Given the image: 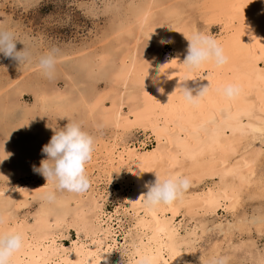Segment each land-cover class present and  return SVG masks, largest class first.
Segmentation results:
<instances>
[{
  "label": "rangeland",
  "instance_id": "1",
  "mask_svg": "<svg viewBox=\"0 0 264 264\" xmlns=\"http://www.w3.org/2000/svg\"><path fill=\"white\" fill-rule=\"evenodd\" d=\"M222 1L0 0V30L11 31L30 53L28 61L20 66L0 54V217L7 225L18 220L25 221L31 229L42 226L58 233L57 241L69 245L70 239L76 238L78 216L85 215L90 228L97 224L100 211L111 214L106 222H111L115 233L116 258L112 264H122L128 255L130 235L135 231L134 216L129 202L120 198L126 189L117 194L119 179L126 175L125 166L115 173L107 165L106 147L155 144L141 120L161 112L160 95L185 66L186 54L181 53L180 46L188 31L210 35L221 42L227 16L214 6ZM162 39L172 42L161 44ZM23 44L17 42V49H22ZM49 51L56 56L51 76L39 67V58ZM132 61L143 69L149 68L150 74L136 77ZM116 110L121 111L117 116ZM67 118L81 124L94 138L92 157L96 161L86 164L91 185L81 193L58 191L32 170L46 158L41 149L53 135L52 127H64ZM263 155L257 168L262 180ZM103 166H108L109 171L103 172ZM205 181L189 187L199 189ZM249 189L242 195L241 206L238 203L231 211L218 208L211 214H198L202 220L196 216L190 220L187 213L176 215L175 221L181 220L180 231L200 223L207 226L203 232L196 229L199 237L193 243L194 250L177 264H208L210 254L215 260L222 257L226 264H264L257 262L258 257L264 259V224L255 221V217L264 215V190ZM49 192L54 193V200L46 198ZM104 214L100 215L103 219ZM56 216H62L66 224H54ZM41 217L51 224L45 225ZM238 219L242 224L228 233L217 227L220 223L226 228L227 222ZM213 244L219 247L217 253H213Z\"/></svg>",
  "mask_w": 264,
  "mask_h": 264
},
{
  "label": "bare ground",
  "instance_id": "2",
  "mask_svg": "<svg viewBox=\"0 0 264 264\" xmlns=\"http://www.w3.org/2000/svg\"><path fill=\"white\" fill-rule=\"evenodd\" d=\"M214 7L227 16V23L221 31L222 40L218 43L228 58L227 63L217 67L206 62L192 71L184 66L173 79L174 83L160 93L161 112L158 116L140 119L153 136L155 144L152 147H147L145 142L121 148L115 147V144L106 147L107 165L115 173L120 166H125L126 175L119 179L121 186L117 194L126 189L125 196L120 198L129 202L134 216L135 231L130 235L128 255L122 264H177L194 250L193 243L199 237L196 229L200 228L203 232L206 226L200 223L198 227H183L180 231L181 220L175 221L179 212L181 215L187 213L189 219L196 216L202 220L198 214H211L218 208L231 211L237 205L241 206L242 195L251 187L254 191L264 190L262 175L257 174L264 146V0H224ZM193 33L188 31L186 37H191ZM187 46L184 36L181 53L187 54ZM130 65L136 77L141 73L150 74L149 68L143 69L133 61ZM186 78L189 80L184 81ZM229 84L239 88L238 95L231 99L223 95V88ZM207 85V94L197 105L185 100L181 86L194 89L193 95H196L202 86ZM120 112L116 110L115 115ZM107 167L103 166L102 171L108 172ZM155 172L161 179L170 176L188 178L192 187L205 181V178L209 181H205L199 189L189 187L172 204L149 207L144 203L143 194L148 190L145 184L154 183ZM103 214L100 211L96 215L97 224L90 228L85 215L78 216L80 223L74 227L76 238L70 239L69 245L57 241L59 234L46 231L42 226H32L34 229H31L25 221L14 220L10 225L4 222L1 233L18 232L23 238V246L13 255L11 264H112L116 258L113 252L115 233L111 222H106L111 214H104L105 219L100 217ZM255 218L258 225L264 224V215ZM41 221L45 225L50 223L43 217ZM55 223L58 226L66 224L62 216L54 217ZM240 224L242 222L238 219L227 222L226 228H222L220 223L217 227L228 233ZM212 249L213 253H217L219 247L215 244ZM208 258V264L215 260L214 254ZM258 260L264 262L263 258L258 257Z\"/></svg>",
  "mask_w": 264,
  "mask_h": 264
},
{
  "label": "clouds",
  "instance_id": "3",
  "mask_svg": "<svg viewBox=\"0 0 264 264\" xmlns=\"http://www.w3.org/2000/svg\"><path fill=\"white\" fill-rule=\"evenodd\" d=\"M188 41L187 54L183 64L190 70L201 67L206 62L214 63L217 67L227 63V56L223 48L210 35L200 32L193 33L191 37H186ZM17 42L22 41L15 38L9 30H0V54L17 62L18 66L28 61L30 53L24 44L22 49H17ZM170 39H162L161 44L171 43ZM56 64V56L53 51L42 55L39 58V67L47 76H51ZM162 73V72H161ZM194 79V78H193ZM186 78L184 81H188ZM207 86H202L196 95L194 89L181 86L185 100L197 105L207 94ZM161 92L162 88L159 89ZM239 93L238 86L229 84L223 88V95L229 99L234 98ZM68 119V118H67ZM53 135L48 143L42 146L41 152L46 158L41 159L39 167L32 166L35 173L42 175L46 184L51 182L56 190L71 193H81L86 191L91 181L86 175V164L91 160L94 152V138L84 131L81 124L68 119L67 124L62 128H53ZM2 162V160H0ZM154 183H146L147 192L143 194L144 203L149 207L161 204H172L180 198L190 186L188 178L170 176L161 179L155 172ZM139 178V175H138ZM48 200H54V193L46 194ZM4 218L0 217V224ZM23 246L22 235L18 232L0 233V264H11V258ZM211 264H226L222 259L213 260Z\"/></svg>",
  "mask_w": 264,
  "mask_h": 264
}]
</instances>
